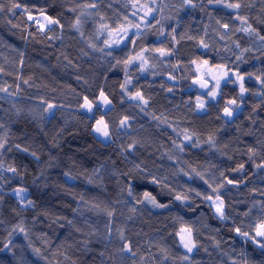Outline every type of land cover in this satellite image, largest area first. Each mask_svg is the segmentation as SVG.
Here are the masks:
<instances>
[{"label": "trees", "instance_id": "trees-1", "mask_svg": "<svg viewBox=\"0 0 264 264\" xmlns=\"http://www.w3.org/2000/svg\"><path fill=\"white\" fill-rule=\"evenodd\" d=\"M16 2L37 17L39 9L46 10L60 19L63 28L52 26L54 31L40 32L22 9H16L15 15L7 11L9 0H3L0 68L4 71L0 72V87H7L14 95L0 92V123L5 125L7 148L11 149L0 157L4 165L0 170V264H120L118 249L123 242L118 231H123L137 251L135 264H141V256L145 258L143 264H161V249L169 257L163 264H188L180 259L185 254L191 257V264H232L233 260L237 264L245 260L247 264H261L264 257L260 250L251 242L244 243L231 228L233 221L248 223L242 213L249 208L253 216L259 215V202L264 201V169L255 167L264 163V97L256 94L264 88L254 78L246 77L245 87L250 91L231 121L224 118L222 109L229 99L239 101L235 84L221 86V96L208 102L206 111L199 112L196 97L206 96L192 85L198 73L190 61L208 59L210 65L227 63L242 73L260 75L264 73V42L236 32L240 22L231 9L209 5L207 0H193L197 5L194 8H181L182 0H158L166 5L164 16L170 17L161 21L164 34H158L161 25L157 24L137 40L135 49L125 45L105 49L113 52L107 56L89 47V43L103 47L106 39L95 35L99 17L83 24V37L71 27L77 12L69 9L86 0ZM242 3L246 6L239 10L240 15L247 16L248 22L264 35V23L260 22L264 21V0ZM124 5L125 0H101L98 10L91 11H99L111 23L120 13L130 12ZM217 21L229 23L230 28H221ZM226 31L228 35L221 40L220 34ZM173 35L178 43L172 40ZM200 39L210 48H201ZM233 41L250 49L242 61L236 59L240 49ZM141 47L174 50L173 55L161 58L158 53H145L154 65L146 72L141 73L136 65L127 69L132 80L129 91L139 89L149 99L144 112L120 88L125 80L123 60ZM228 47L230 52L224 50ZM101 89L112 100L111 109L105 112L97 107L92 113L85 112L80 107L82 97L95 100ZM45 102L57 106L52 110L54 117L45 113ZM101 115L111 125L112 142H102L92 130ZM125 115L133 117L131 128L126 133L118 132V121ZM153 115L166 117L168 123L152 119ZM184 130L193 134L192 142L183 141ZM209 135L216 141L214 147L205 143ZM197 140L200 146H192ZM133 141L139 142L136 148L131 153L125 151ZM173 141H183L185 150L179 152ZM249 148L256 150L251 159ZM136 164L145 171L136 170ZM241 164L244 170L235 171ZM8 167L16 168L17 173L8 172ZM193 168L204 173L213 187L225 178L241 181L238 185L225 183L221 189L231 219L216 218L209 202L203 199V195L213 193L192 173ZM153 176L166 177L163 184L168 187L151 183ZM128 185L133 188L132 196L128 195ZM17 188L26 189L24 204L13 196ZM189 188L203 195L195 196ZM145 191L169 207L137 203ZM177 193L189 195V200L176 201ZM28 200L31 205H27ZM106 208L114 210L112 217L106 214ZM186 224L194 228L198 242L192 254L186 253L176 235ZM17 226L23 227L26 235L13 231ZM34 249H39V254Z\"/></svg>", "mask_w": 264, "mask_h": 264}, {"label": "snow or ice", "instance_id": "snow-or-ice-1", "mask_svg": "<svg viewBox=\"0 0 264 264\" xmlns=\"http://www.w3.org/2000/svg\"><path fill=\"white\" fill-rule=\"evenodd\" d=\"M101 0H90V2H86L83 4H79L74 8L69 9L71 12H77L74 22L71 24V27L75 29L81 37L84 36V32L82 30L83 24L92 17H99L97 22V27L95 30V35L98 36H106V39L103 41V47H97L95 43H89V47L94 51H99L101 53H105L107 56H112V51L105 52V49H112L113 46L120 47L121 45H125L126 47H131L133 49L136 48L137 40L141 39L146 34V30H151L157 24H160L161 27L157 30L159 35L164 34V28L161 24L162 20L170 19V17L164 16V7L166 5H161L158 0H125L124 7L126 9H130V12L127 14L120 13L119 17L109 23L106 20V17L101 15L99 11L95 13L91 10L99 8ZM209 5H219L225 9H231L235 13V19L240 22V27L235 29L236 32H242L250 37H255L256 39L264 42V35H260L257 29H255L249 22L247 16H242L239 13V10L246 5L242 3V0H207ZM10 7L7 8V11L16 14V9H22L23 12L27 15V20L33 22L38 27V31L46 32V31H54L52 26H58L59 28H63V25L60 22L59 18L53 17L46 13V10L39 9V17L32 15L31 9L26 6H22L20 3L16 2V0H9ZM197 5L193 3V0H182L180 7H191L194 8ZM111 7V5H109ZM79 9V11H78ZM5 11V4L3 0H0V12ZM154 21V23H153ZM264 23V21H260ZM10 23V21H9ZM220 27L228 30L230 28L229 23H220ZM19 25H14V27H18ZM172 32L175 33V28L172 29ZM206 34V33H205ZM228 35V32L220 34V39L224 40ZM189 39H193V37H189ZM172 40L176 41V37L173 35ZM178 43V41H176ZM198 44L203 49H209L210 45L205 42L204 39H200ZM235 48L240 49V55L236 56L238 61L243 60L244 53L250 51L249 48H241L239 41H233ZM225 51H231V47L224 49ZM152 52L158 53L159 57H166L173 55L174 50L168 49L164 47H141L139 51H136L135 54L129 53L127 58L123 60L124 69H125V80L124 83L120 85V88L124 94H126V98L131 101L137 102V107L140 108L141 112H144L145 107L149 104V99L145 98L144 94L136 89L134 92L129 91L128 86L132 83L131 77L128 76L127 69L136 65L138 70L143 73L149 70L150 66V58L145 55V53ZM235 55V53H233ZM223 59V58H221ZM246 63V61H244ZM22 63V61H21ZM120 63V61H117ZM190 63L195 64L197 66L198 75L192 81V84L198 85L200 89L204 90V96L208 99H204L201 96L196 97L195 108L197 111H206V105L209 100H216L217 97L221 96V85L225 84H236L239 88V101L236 98L229 99L226 102L225 107L222 109L223 115L228 118H232L235 115L236 109L241 108L244 103V95L250 91L249 88L245 87V79L254 78L262 88H264V73L257 75L256 73H242L238 67L230 68L227 63L220 64H211L208 59H199L190 61ZM4 69L0 68V72H3ZM169 79L175 80V76H170ZM25 84L28 83L27 80L24 81ZM19 89V85H17V90ZM169 92L172 91L171 88L168 89ZM0 92L8 93L9 95H14V93H9L7 87H0ZM264 97V91H259L256 93ZM123 99V97H122ZM82 104L80 107L84 109L88 113H92L94 108L106 109L113 106L112 100L108 95L101 89L98 97L95 100H90L87 96L82 97ZM46 103V102H45ZM57 106L52 103H46V107L44 109L45 113L49 116H53L52 112ZM163 115V114H162ZM133 117L125 115L118 121L117 131L127 132L128 129L131 128L130 121ZM152 119L160 121V123H168L167 118L161 119L159 116H152ZM170 126V125H169ZM0 130H4L3 134H0V157H2L5 151H10V148H7L9 143L7 130H5V125L0 123ZM93 132L97 133L104 140H110L112 138V130L110 123L105 120L104 115H101L99 119H95V124L93 127ZM181 135V134H178ZM183 141L192 142L193 134H190L187 130H184L182 133ZM183 141L179 144L176 141H173V146L179 150V152H183L185 150L186 145ZM139 142L133 141L127 145L125 151L131 153L137 146ZM205 143L209 144L210 147H214L216 141L212 135H209ZM192 146L199 147L198 140ZM15 147L19 150L27 152L28 149H20L19 145H15ZM249 159L256 155V150L253 148H249ZM35 156V153H32ZM169 160H172L173 157L169 156ZM135 169L144 172L145 170L141 168L139 164L134 165ZM255 167L257 169H264V163L256 164ZM0 170H4L3 163H0ZM8 172L17 173V169L14 167H8L6 169ZM244 170V165L241 164L235 171L242 172ZM183 172V169H180ZM192 173L195 174L196 177H199L204 183L211 189L213 195H203L201 192L196 191L195 189H188L189 193H194L195 196H202L203 199L209 202V206L213 209L214 215L217 219L221 221H226L231 219L230 215L227 212V208L229 207L223 195H221V189L224 188L225 183L228 185H238L241 181L225 178V181L213 187L212 184L209 183L207 179H205V174L197 171L195 168L192 169ZM68 175V174H66ZM127 175V174H125ZM185 176H188L190 179L192 176L188 172H184ZM223 175V173H221ZM70 179L74 177L69 176ZM167 179L163 177L161 179H157L155 176L152 177L151 183L153 184H163V180ZM92 181L89 180V183ZM163 187L167 188V184H163ZM171 191V189H169ZM16 196L19 198L20 203H25V192L24 188L14 189ZM127 192L129 196L133 195V188L131 185L127 186ZM264 195V192L261 193ZM176 201H180L181 203H186L189 200V195L177 193L174 196ZM137 203H147L150 204L153 208H168L169 204L161 203L157 200L156 196L153 195L150 191H145L142 194V199L137 200ZM32 201L28 200L27 205H31ZM98 207V206H97ZM253 208L257 207V204H253ZM106 214L109 217L114 215V210L104 209ZM132 211H135L133 208ZM243 217L248 219V223H244L241 221L240 224H236L233 221V226L231 231L234 232L237 236L241 237L244 243L251 242L257 249L260 250V255L264 257V201L259 202V215L253 216L252 208H249L247 211L242 213ZM71 223V222H69ZM20 231L21 233H25V229L23 227L17 226L13 231ZM26 235V233H25ZM179 237V243L186 250V253H192L195 249L198 248V242L194 237V228L191 225H184L180 228V230L176 233ZM119 239L123 242L122 245L118 249V257L120 260V264H126V261H132V264H135V260L133 258L137 257V251L133 250L132 242L127 240L123 234V231H118ZM217 246L218 242H217ZM7 248L8 245H5ZM3 251V249H0ZM34 251L39 254V249H34ZM207 252V249H204ZM161 252L164 253L163 260H167L169 257L165 249H161ZM104 255V253H101ZM244 257L246 254L242 251L240 254ZM181 261H187L188 264H191V257L187 254L183 255ZM141 264H143L145 258L140 257ZM163 260L161 264H163ZM232 264H237V261L233 260ZM244 264H247L245 260ZM261 264H264V261H261Z\"/></svg>", "mask_w": 264, "mask_h": 264}, {"label": "rangeland", "instance_id": "rangeland-1", "mask_svg": "<svg viewBox=\"0 0 264 264\" xmlns=\"http://www.w3.org/2000/svg\"><path fill=\"white\" fill-rule=\"evenodd\" d=\"M121 46H123V45H121ZM113 48H118V47H115V46H113ZM223 85H225V83H222V85L221 86H223ZM236 85V84H235ZM236 86H238V85H236ZM206 99H208L207 97H206ZM216 100H209V102H215ZM111 109V107L110 108H106V109H103V111H108V110H110ZM84 110V109H83ZM85 111V110H84ZM86 112V111H85ZM199 112H201V111H199ZM235 116V115H234ZM234 116L232 117V118H228V117H225L224 116V118L226 119V120H228V121H231L233 118H234ZM95 134V136L97 137V139H99V140H101L102 142H104V143H109V142H112V140H113V138H111L110 140H104L103 138H101L97 133H94ZM62 156H63V158H62V161H64V154H62ZM13 196H15L16 198H18L17 196H16V194H15V192H13ZM24 196H25V199H26V194H24ZM19 199V198H18ZM184 249V248H183ZM185 250V249H184ZM186 251V250H185ZM193 253V252H192ZM192 253H190V254H192Z\"/></svg>", "mask_w": 264, "mask_h": 264}, {"label": "water", "instance_id": "water-1", "mask_svg": "<svg viewBox=\"0 0 264 264\" xmlns=\"http://www.w3.org/2000/svg\"><path fill=\"white\" fill-rule=\"evenodd\" d=\"M195 89H197L200 93L204 94V90L200 89L198 85L192 84Z\"/></svg>", "mask_w": 264, "mask_h": 264}]
</instances>
